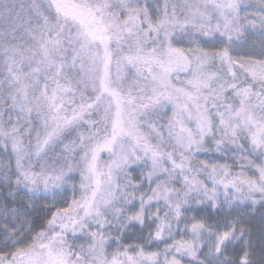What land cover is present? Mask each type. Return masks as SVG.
<instances>
[{
  "label": "snow or ice",
  "instance_id": "6c2138e0",
  "mask_svg": "<svg viewBox=\"0 0 264 264\" xmlns=\"http://www.w3.org/2000/svg\"><path fill=\"white\" fill-rule=\"evenodd\" d=\"M0 264H264V0H0Z\"/></svg>",
  "mask_w": 264,
  "mask_h": 264
},
{
  "label": "rangeland",
  "instance_id": "374dc122",
  "mask_svg": "<svg viewBox=\"0 0 264 264\" xmlns=\"http://www.w3.org/2000/svg\"><path fill=\"white\" fill-rule=\"evenodd\" d=\"M253 39H256V40H258V39H259V37H258V36H256V37H253Z\"/></svg>",
  "mask_w": 264,
  "mask_h": 264
}]
</instances>
